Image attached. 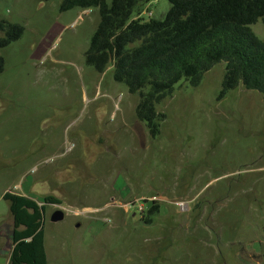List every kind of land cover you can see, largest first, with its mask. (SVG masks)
Instances as JSON below:
<instances>
[{
  "label": "rangeland",
  "instance_id": "374dc122",
  "mask_svg": "<svg viewBox=\"0 0 264 264\" xmlns=\"http://www.w3.org/2000/svg\"><path fill=\"white\" fill-rule=\"evenodd\" d=\"M59 4L0 0V19L23 27L0 48V189L60 201L44 205L47 264H264L261 95L239 85L218 100V63L155 105L152 135L139 93L85 62L98 9ZM169 6L140 0L134 16L162 20ZM250 29L264 42L261 20Z\"/></svg>",
  "mask_w": 264,
  "mask_h": 264
},
{
  "label": "trees",
  "instance_id": "16d2710c",
  "mask_svg": "<svg viewBox=\"0 0 264 264\" xmlns=\"http://www.w3.org/2000/svg\"><path fill=\"white\" fill-rule=\"evenodd\" d=\"M40 2L48 0H38ZM162 20H144L135 10L140 0H60L59 11L73 8L99 11V23L85 52V62L103 73L111 65L114 81L130 93H139L135 113L150 133L159 131L164 114L155 105L185 80L191 87L204 74L224 63L218 100L239 85L259 93L264 101V42L251 31L258 20L264 25V0H167ZM23 27L0 19V48L18 40ZM4 62L0 57V73ZM13 219L12 250L8 264H47L42 220L45 204H60L46 196L43 205L6 192ZM158 212L153 201L148 214ZM149 221V220H148Z\"/></svg>",
  "mask_w": 264,
  "mask_h": 264
},
{
  "label": "crops",
  "instance_id": "0c3cea01",
  "mask_svg": "<svg viewBox=\"0 0 264 264\" xmlns=\"http://www.w3.org/2000/svg\"><path fill=\"white\" fill-rule=\"evenodd\" d=\"M6 192H11L14 194H18V195H22L25 196L27 198L32 199L29 195L25 194V193H15L13 191H11L10 187H6L3 189H0V202L4 201L3 200V195ZM34 200V199H32ZM9 210V208H8ZM9 217L8 220H6L5 223H1L0 224V261L4 262L5 264H8L9 261V255L10 252L12 250V243H11V231H12V227H13V219L12 216L9 212Z\"/></svg>",
  "mask_w": 264,
  "mask_h": 264
},
{
  "label": "water",
  "instance_id": "95a60500",
  "mask_svg": "<svg viewBox=\"0 0 264 264\" xmlns=\"http://www.w3.org/2000/svg\"><path fill=\"white\" fill-rule=\"evenodd\" d=\"M63 217H64V213H63V211L60 210V209H58V210H55V211L52 213V215H51V217H50V220H51L52 222H58V221H61V220L63 219Z\"/></svg>",
  "mask_w": 264,
  "mask_h": 264
},
{
  "label": "built area",
  "instance_id": "2783aa9c",
  "mask_svg": "<svg viewBox=\"0 0 264 264\" xmlns=\"http://www.w3.org/2000/svg\"><path fill=\"white\" fill-rule=\"evenodd\" d=\"M147 15H148V17H150V16H151L150 12H148ZM138 17H141V15L138 16ZM139 209H140V211H141V208H139Z\"/></svg>",
  "mask_w": 264,
  "mask_h": 264
}]
</instances>
